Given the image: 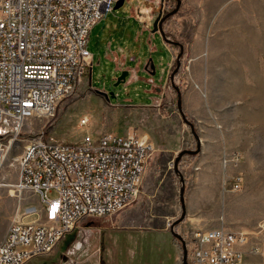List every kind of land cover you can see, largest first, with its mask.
Listing matches in <instances>:
<instances>
[{"label":"rangeland","instance_id":"rangeland-1","mask_svg":"<svg viewBox=\"0 0 264 264\" xmlns=\"http://www.w3.org/2000/svg\"><path fill=\"white\" fill-rule=\"evenodd\" d=\"M183 1L198 2L202 9L196 21L206 40L196 55L182 57L180 44L184 55L194 44L170 36V48L180 57L167 75L172 54L163 38L152 34L154 22L144 30L127 18L122 32L109 38L107 25L121 11L114 10L115 0L89 38L92 72L59 103L55 117L28 120L16 138L13 125L0 133V242L27 208L41 209L32 191L15 188L19 157L36 138L78 145L87 136L135 132L154 147L133 204L81 221L51 254L27 264H183L173 228L189 253L197 231L245 232V264H264V0ZM148 62L154 74L145 71ZM126 69L133 71L126 75ZM179 95L196 136L178 109ZM198 142L201 153L184 155L176 167L175 157L196 150ZM236 154L238 164L224 168L223 156ZM237 175L243 178L241 190L225 191L224 182ZM181 189L186 217L179 222ZM171 198L177 215L170 222Z\"/></svg>","mask_w":264,"mask_h":264},{"label":"built area","instance_id":"built-area-1","mask_svg":"<svg viewBox=\"0 0 264 264\" xmlns=\"http://www.w3.org/2000/svg\"><path fill=\"white\" fill-rule=\"evenodd\" d=\"M115 0H0V133L14 126L16 138L32 118L50 120L69 93L92 72L89 38ZM176 0L161 2L165 15ZM88 120H83L87 124ZM8 149V148H7ZM150 140L135 132L87 136L82 143L32 141L19 157L18 192L32 191L41 209L29 207L0 242V264H27L51 254L77 225L133 204L149 157ZM3 151V150H2ZM239 154L224 155L228 168ZM240 175L224 182L240 191ZM57 194L56 199L49 195ZM39 216L26 223L25 218ZM245 232L224 229L193 234L187 264H245Z\"/></svg>","mask_w":264,"mask_h":264},{"label":"crops","instance_id":"crops-1","mask_svg":"<svg viewBox=\"0 0 264 264\" xmlns=\"http://www.w3.org/2000/svg\"><path fill=\"white\" fill-rule=\"evenodd\" d=\"M199 5L200 3L198 2H184V1L181 2L176 6L177 8L176 15L174 17H170L167 20V22L163 24V30L166 36V39L163 38V41L164 43H166L168 51L171 52L172 54L171 60L169 61L168 64V71L166 73L167 75L170 73V68L174 63V58L180 57V54L179 56H175L174 50L170 48V36L178 37L180 41H182L181 43H184L186 42V40H188L189 42L194 44L191 50H188L187 55H184L185 53L184 46L183 44H180L178 48H180L181 50L182 57L183 56L191 57L196 55L199 52L198 49H200L199 44L205 42L206 40V37L203 34V30L201 26H199L198 22L196 21L200 18L201 16L200 12L202 11ZM116 6H118L117 9H115ZM115 7H114L115 11L116 10H121V11L115 12L112 16L113 20L110 22V24L107 25V29H109L108 30L109 38H112V36L118 31L122 32L120 26L125 25L127 18H131V19L134 18L138 22L142 23V27L145 30L146 27L149 26V24L153 22L155 23L162 13L161 0H140L135 2H132V0H120V1L117 0ZM175 9H173V11ZM168 14H170V8L168 9L165 15ZM104 21H105V17L101 21V23H103ZM152 34L155 33L152 31ZM157 34H159L160 38H162L160 33ZM130 70L133 71V69H126L125 72L129 73L128 71ZM145 71L154 74L153 66L151 65L150 62H148L145 65ZM171 153L172 151L170 150V163L173 158ZM176 159L177 157H175V160ZM175 181L176 178L174 176H171L170 184L172 188L175 186ZM172 199L173 198L170 199V222L177 215L175 202Z\"/></svg>","mask_w":264,"mask_h":264},{"label":"water","instance_id":"water-1","mask_svg":"<svg viewBox=\"0 0 264 264\" xmlns=\"http://www.w3.org/2000/svg\"><path fill=\"white\" fill-rule=\"evenodd\" d=\"M163 1L164 0H161V2H163ZM176 3L180 4V0H176ZM117 8H118V6L115 7V9H117ZM173 13L174 12H170V14H168V15H163L161 13L159 18L157 19V21L153 25V32L154 33H160L162 38L166 39L164 30H163V24H165L167 22V20L173 15ZM179 61H178V64H177V68L178 69L180 68V62ZM125 74L127 75L128 73L125 72ZM172 79H174V76H172ZM178 109H179L180 113L182 114L184 120L191 126V130H192L193 135L196 136V131H195V128H194L193 124L188 122V120L186 119V117H185V115L183 113L180 95H179V106H178ZM200 153H201V145L198 142L196 150H185V151H183V152H181L179 154V156L177 157L176 162H175L176 163V167L178 166L179 159L182 158L184 155L196 156V155H199ZM180 202H181V207H182V215H181V218H180L179 222H182L185 219V217H186V206H185V198H184V189H181V191H180ZM172 235H173V237L175 239H178L182 243V246H183V264H187L188 252H187L185 240L183 239V237H181L179 234H177L174 231V228L172 229Z\"/></svg>","mask_w":264,"mask_h":264},{"label":"bare ground","instance_id":"bare-ground-1","mask_svg":"<svg viewBox=\"0 0 264 264\" xmlns=\"http://www.w3.org/2000/svg\"><path fill=\"white\" fill-rule=\"evenodd\" d=\"M77 83H78L77 81H70V84H69V93H73L74 92Z\"/></svg>","mask_w":264,"mask_h":264}]
</instances>
